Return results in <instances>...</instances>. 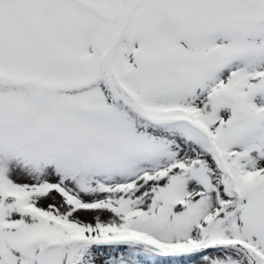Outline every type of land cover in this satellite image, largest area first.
<instances>
[{"label":"snow or ice","instance_id":"1","mask_svg":"<svg viewBox=\"0 0 264 264\" xmlns=\"http://www.w3.org/2000/svg\"><path fill=\"white\" fill-rule=\"evenodd\" d=\"M0 264H264V0H0Z\"/></svg>","mask_w":264,"mask_h":264}]
</instances>
